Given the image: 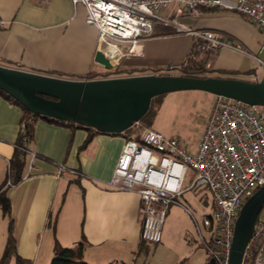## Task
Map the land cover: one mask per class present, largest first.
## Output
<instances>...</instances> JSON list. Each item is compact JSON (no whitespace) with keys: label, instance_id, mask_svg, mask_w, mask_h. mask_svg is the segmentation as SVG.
Instances as JSON below:
<instances>
[{"label":"crops","instance_id":"0c3cea01","mask_svg":"<svg viewBox=\"0 0 264 264\" xmlns=\"http://www.w3.org/2000/svg\"><path fill=\"white\" fill-rule=\"evenodd\" d=\"M175 10L174 4L163 16L174 18ZM0 16L10 22L9 28L0 30V65L71 80H88L85 77L94 73L104 79L103 74L117 71L121 73L108 78L159 74L155 70L168 74L202 42L157 22L142 41V53L117 52L114 70L108 71L94 61L100 50L108 48L97 28L85 22V8L75 7L71 0H0ZM177 20L196 32H215L233 45L202 52L217 57L213 68L206 65L211 76L253 81L259 73L251 56L261 55L264 34L249 18L200 9L198 16L185 14ZM23 115L20 106L0 95V186L9 173ZM133 135L96 133L42 118L35 122L23 179L6 191L17 252L23 259L50 264L57 243L63 247L83 243L88 264H122L132 254H141V199L137 193L108 185L125 141ZM174 205L168 210L161 243L173 244L176 237H183L186 248L180 259H187L197 248L185 239L191 222L180 225L178 215L189 216L181 205ZM0 213L7 221L5 227L0 224L1 258L10 218Z\"/></svg>","mask_w":264,"mask_h":264},{"label":"built area","instance_id":"2783aa9c","mask_svg":"<svg viewBox=\"0 0 264 264\" xmlns=\"http://www.w3.org/2000/svg\"><path fill=\"white\" fill-rule=\"evenodd\" d=\"M86 10L85 22L99 31L102 43L115 47L120 55H140L142 41L159 22L178 32L202 40L197 52H216L234 48L230 41L211 32H196L178 22L185 14L198 16L200 9L234 12L249 18L264 34V0H71ZM176 5L174 18L163 13ZM10 22L0 16V30ZM126 47V48H125ZM139 50V51H138ZM264 53V42L260 46ZM259 73L251 82L264 80V60L251 56ZM33 122V120H31ZM129 137L122 148L108 185L119 191L137 193L141 199L140 238L147 244H160L169 208L184 194L189 169L195 173L189 190L211 193L214 205L202 216L204 228L211 235L207 245L196 222L201 241L216 264H230L235 224L247 200L264 186V111L223 96H215L211 114L197 144L189 152L178 138L142 127ZM26 124L21 122L20 132ZM35 157V154H32ZM10 184V183H9ZM264 210V209H263ZM262 210V212H263ZM261 212V213H262ZM241 264H264V217H258Z\"/></svg>","mask_w":264,"mask_h":264},{"label":"water","instance_id":"95a60500","mask_svg":"<svg viewBox=\"0 0 264 264\" xmlns=\"http://www.w3.org/2000/svg\"><path fill=\"white\" fill-rule=\"evenodd\" d=\"M95 64L112 71V61L99 51ZM0 91L31 114L118 135L141 122L155 98L181 91H203L249 106L264 107V80L173 75H139L71 80L0 65ZM264 209V186L245 202L235 224L230 264H241L258 217Z\"/></svg>","mask_w":264,"mask_h":264},{"label":"rangeland","instance_id":"374dc122","mask_svg":"<svg viewBox=\"0 0 264 264\" xmlns=\"http://www.w3.org/2000/svg\"><path fill=\"white\" fill-rule=\"evenodd\" d=\"M257 55L264 60V53ZM194 58L198 61L206 59L207 65L212 68L217 59L214 54L199 52L194 55ZM168 74L181 76L182 71L174 69ZM213 104L214 95L203 91H181L166 94L153 100L150 109L152 113L141 121V125L151 128L165 137L178 138L184 147L194 154L200 134L211 114ZM262 109L264 111V107ZM129 131L131 133L138 132L136 129H129ZM194 179L195 173L189 169L184 186V195L178 199V204L184 208L189 216V219H186L185 215L179 214L180 225L183 224L185 227L191 222L185 239L187 243L197 247L191 256L187 259H180L183 249L186 248V244L183 243L184 239L180 236L176 237L173 244H147L141 254H132L129 261L122 264H210L213 261L207 246L200 239L196 222L199 224L207 245L210 246L212 244L211 235L204 228L201 218L212 212L214 200L211 193L205 189L199 192L188 189ZM261 217H264V210ZM3 218L4 216L0 213V224L5 227L7 221L4 219V222ZM11 264H16V261ZM39 264L42 263L39 262Z\"/></svg>","mask_w":264,"mask_h":264},{"label":"trees","instance_id":"16d2710c","mask_svg":"<svg viewBox=\"0 0 264 264\" xmlns=\"http://www.w3.org/2000/svg\"><path fill=\"white\" fill-rule=\"evenodd\" d=\"M197 53H198L197 45H195V47L192 49L191 53L189 54L186 62L179 68H176V70L179 69L180 71H182L181 76L200 77V78H209V77L226 78V77H220V76L219 77L211 76V73L213 72L210 69H207L206 59H202L198 61L194 58V55ZM160 72L161 70L154 71V73H159L157 75H169V74H164ZM120 73L121 72H118V71L115 73L107 72L103 74V78H108L113 74H120ZM99 76L100 75L98 73H94V74L88 75L85 78H87L88 80H94V79H97ZM228 79H233V78H228ZM0 95L4 96L7 100L20 106L23 109L24 115H23V119L21 122H24L26 124L25 133L19 132V138L16 143V150H15L13 157L10 160L8 176L5 182L0 186V210L4 213L5 216L10 218L9 227H8L7 243H6L4 252L2 254V257L0 259V264H11L13 261H16V264H32L31 261L23 259L17 252L16 239L14 236L13 220L10 217L11 205L6 196V191L10 186L19 184L23 179L24 169L26 167V156H27V153H29L28 144L33 139L35 122L39 118H42L44 120H47L53 123L67 125L70 127L83 128L89 131H93V129L84 128L83 126L74 124L73 122L67 123V122L55 120V119L48 118V117H41V116L33 115L27 109H25L21 104H19L15 99L10 97L3 91H0ZM151 113L152 112L150 111L144 117V119H146ZM31 120H33V122ZM96 133H99V132H96ZM125 133L131 134L129 130ZM90 139L87 141V143L90 141ZM146 246H147V243L141 241L140 250L144 251ZM51 264H88L84 259V244L81 243L75 247H63L61 244L57 243L54 248V257L51 261ZM210 264H216V263L213 260Z\"/></svg>","mask_w":264,"mask_h":264},{"label":"bare ground","instance_id":"6f19581e","mask_svg":"<svg viewBox=\"0 0 264 264\" xmlns=\"http://www.w3.org/2000/svg\"><path fill=\"white\" fill-rule=\"evenodd\" d=\"M100 52L103 56L110 59L112 62H113L114 58L117 57V52L119 53V51L115 47L106 49L105 52L100 50Z\"/></svg>","mask_w":264,"mask_h":264}]
</instances>
